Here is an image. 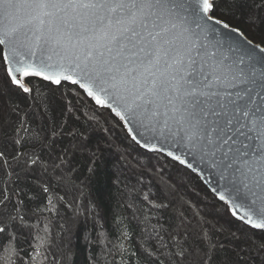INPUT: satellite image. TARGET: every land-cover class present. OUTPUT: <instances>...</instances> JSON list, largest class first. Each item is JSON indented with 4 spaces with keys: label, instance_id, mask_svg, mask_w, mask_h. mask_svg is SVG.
Here are the masks:
<instances>
[{
    "label": "snow or ice",
    "instance_id": "1",
    "mask_svg": "<svg viewBox=\"0 0 264 264\" xmlns=\"http://www.w3.org/2000/svg\"><path fill=\"white\" fill-rule=\"evenodd\" d=\"M221 3L0 0V68L23 93L37 77L77 85L96 104L115 105L122 120L183 145L216 168L232 215L264 230V39L255 42L221 19ZM252 7L264 8V0ZM225 39L233 55L223 50ZM18 157L0 148V167ZM6 199H0V253L11 258L14 222L23 217L12 215ZM210 260L211 250L204 264Z\"/></svg>",
    "mask_w": 264,
    "mask_h": 264
},
{
    "label": "trees",
    "instance_id": "2",
    "mask_svg": "<svg viewBox=\"0 0 264 264\" xmlns=\"http://www.w3.org/2000/svg\"><path fill=\"white\" fill-rule=\"evenodd\" d=\"M254 2L222 0L217 14L259 42L264 8ZM28 86L0 68V148L19 153L0 167V199L23 217L17 254L0 253V264H204L209 250L208 264H264V232L234 221L194 173L159 153L154 165L137 159L118 140L123 123L78 86Z\"/></svg>",
    "mask_w": 264,
    "mask_h": 264
},
{
    "label": "water",
    "instance_id": "3",
    "mask_svg": "<svg viewBox=\"0 0 264 264\" xmlns=\"http://www.w3.org/2000/svg\"><path fill=\"white\" fill-rule=\"evenodd\" d=\"M220 31L226 33L227 36L232 37L233 39H236V40L241 39L240 37L235 36L233 33L229 32L228 30L220 29ZM211 39H212V37L209 36V40H211ZM206 42L207 41H205V43ZM230 43H231V40L225 39L223 50L225 51L226 54L233 55L234 53H228L227 52L228 45ZM38 79H41V78H38ZM41 80H43V79H41ZM44 81H46V80H44ZM46 82L51 83L50 81H46ZM62 83H69V82L62 81ZM53 85L59 86L56 84H53ZM80 89L84 92V94L89 99H91L95 103V105H97L98 107H101V108L109 109L112 112V114L123 123L128 135L131 137V139L137 145H139L141 148H143L145 151L150 152V153H161L165 157H167V158L171 159L172 161L180 164L181 166L187 168L189 171H191L197 177H199V179L210 190V192L218 199V201L226 204L229 207L230 212L232 214L231 205H230V203L226 202L230 198V193H229L228 189L225 188V181L223 179H221L218 171L216 170V168H214L210 164V162H208L207 160H201L198 155H195L194 153L189 152L188 149L186 147H184L183 145L171 143L169 141H163V140L159 139L151 131L146 130L144 127L140 126L137 122H135L132 119L122 120L119 116L116 115L115 111H113V107H115V105H112L111 107L104 106V105H98V104H96V102L91 97H89L87 95V93L82 88H80ZM257 102H259V101H257ZM116 110L119 111L120 109L117 108ZM122 115H123V113H122ZM133 137H135V139H133ZM149 145L155 146L157 149L163 148L164 150L163 151H160V150L153 151V150H150ZM168 151H171L174 156H178L181 159H183L185 161V164H181V163H179L178 160L173 159L172 156H168L167 155ZM220 195H224L225 200H220L219 199ZM237 203H238V201H237ZM233 218L236 219L237 221L243 223L244 225L250 227L249 225H247L245 222L241 221L240 219H238L234 216H233ZM255 230L264 232V230H260V229H255Z\"/></svg>",
    "mask_w": 264,
    "mask_h": 264
},
{
    "label": "rangeland",
    "instance_id": "4",
    "mask_svg": "<svg viewBox=\"0 0 264 264\" xmlns=\"http://www.w3.org/2000/svg\"><path fill=\"white\" fill-rule=\"evenodd\" d=\"M126 136L127 137H120V138H118V140H119V142H120V144L122 145V146H124V147H126V148H128L129 150H130V152H131V154H135L136 155V157H137V159H139V160H144L146 163H148V164H150V165H154V163H153V161H152V159H151V156L149 155V154H153V153H150V152H147V151H145L143 148H141L139 145H137L132 139H131V137L128 135V134H126ZM159 154H161V153H159ZM113 155H114V153H113ZM163 155V154H162ZM164 156V155H163ZM114 157H115V155H114ZM167 159H169V158H167ZM170 161H172L171 159H169ZM174 162V161H173ZM174 163H176V162H174ZM178 164V163H177ZM180 165V164H179ZM183 167V166H182ZM185 168V167H184ZM187 169V168H186ZM170 173L172 174V175H174V176H176L177 175V173H176V171L175 170H173L172 169V167H170ZM120 172V171H119ZM124 173H126L129 177H130V179H136V175L135 174H133L132 173V171H130V169H128V167H127V170L124 172ZM178 177V176H177ZM132 182H133V180H132ZM135 182V181H134ZM183 185H184V183H183ZM128 186H130V184L128 185ZM149 186L150 187H152L153 188V184L152 185H150L149 184ZM187 186V185H186ZM185 189H187L186 187H185ZM203 194V193H202ZM201 194V192H198V193H196V194H194V197H195V199H196V201H198V202H200V203H202L203 205H204V208H206L207 210H211L210 208L212 207V206H210V201H208L203 195ZM214 196V195H213ZM215 197V196H214ZM216 198V197H215ZM217 199V198H216ZM218 200V199H217ZM208 201V202H207ZM229 208V207H228ZM229 211H230V209H229ZM215 214L217 215V214H220V212H218L217 210H216V212H215ZM230 214H231V212H230ZM231 216H232V214H231ZM232 218H233V216H232ZM233 220L234 221H236L237 223H240V224H243V223H241V222H239V221H237L236 219H234L233 218Z\"/></svg>",
    "mask_w": 264,
    "mask_h": 264
}]
</instances>
